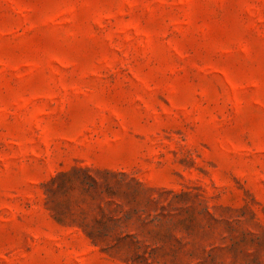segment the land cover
Here are the masks:
<instances>
[{"label": "rangeland", "instance_id": "1", "mask_svg": "<svg viewBox=\"0 0 264 264\" xmlns=\"http://www.w3.org/2000/svg\"><path fill=\"white\" fill-rule=\"evenodd\" d=\"M0 264H264V0H0Z\"/></svg>", "mask_w": 264, "mask_h": 264}]
</instances>
